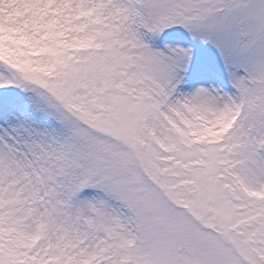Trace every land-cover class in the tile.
I'll list each match as a JSON object with an SVG mask.
<instances>
[{"label":"rangeland","instance_id":"374dc122","mask_svg":"<svg viewBox=\"0 0 264 264\" xmlns=\"http://www.w3.org/2000/svg\"><path fill=\"white\" fill-rule=\"evenodd\" d=\"M195 6L0 0V85L51 121L0 137V264H264V62L188 77Z\"/></svg>","mask_w":264,"mask_h":264},{"label":"snow or ice","instance_id":"6c2138e0","mask_svg":"<svg viewBox=\"0 0 264 264\" xmlns=\"http://www.w3.org/2000/svg\"><path fill=\"white\" fill-rule=\"evenodd\" d=\"M191 28L174 29L187 36L186 75L206 87L228 85L236 76L264 62V0H194ZM259 19V26L255 23ZM40 101L10 84L0 85V137L39 142L51 121ZM91 190L85 189L84 194Z\"/></svg>","mask_w":264,"mask_h":264}]
</instances>
